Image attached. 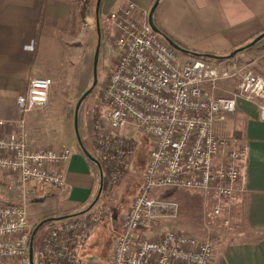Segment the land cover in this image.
I'll list each match as a JSON object with an SVG mask.
<instances>
[{
	"label": "built area",
	"instance_id": "1",
	"mask_svg": "<svg viewBox=\"0 0 264 264\" xmlns=\"http://www.w3.org/2000/svg\"><path fill=\"white\" fill-rule=\"evenodd\" d=\"M107 21L115 58L101 92L107 121L94 125V142L105 160L113 162L111 181L117 179L119 165L111 154L126 141L119 133L122 128L138 129L150 144L142 185L121 217L108 264H216L208 239L173 229L155 232L156 223L177 216L179 205L153 194L177 187L212 192L220 199L242 189L248 148L238 137L218 134L215 122L235 112L239 99L254 103L264 122V75L236 61H182L180 52L152 30L147 16H136L131 1L108 12ZM227 80L234 82L235 91L216 96ZM51 83L49 77L29 79L26 92L16 100L22 115L45 110ZM4 126L17 129L0 134L5 183L21 192L30 183L62 188L65 177L57 166L67 162L77 146L54 149L40 144V136L29 135L24 116L0 119ZM92 209L48 228L33 264H98L80 253L96 222ZM33 229L24 203L0 201V264H31Z\"/></svg>",
	"mask_w": 264,
	"mask_h": 264
},
{
	"label": "crops",
	"instance_id": "2",
	"mask_svg": "<svg viewBox=\"0 0 264 264\" xmlns=\"http://www.w3.org/2000/svg\"><path fill=\"white\" fill-rule=\"evenodd\" d=\"M126 1L135 3L136 16L142 19L155 0H101L99 14L107 20V13ZM81 2L0 0V119L19 120L24 116L25 128L41 137L40 144L54 149L78 148L67 162L57 166L65 177L62 188L30 183L24 192L14 189L7 197L5 202L24 203L32 226L46 220L51 223L50 228L63 220L61 216L83 211L91 205L100 187L101 170L78 147L74 118L71 122L66 108L55 110L49 106L46 112L33 110L22 115L16 103L18 95L26 92L31 77H49L53 82L65 78L74 60L75 34L81 31ZM153 22L190 52L225 55L264 31V0H159ZM30 42L32 48L27 47ZM88 48L83 55L80 53L82 81L89 77ZM246 49L252 59L246 62L238 58L237 63L253 65L264 75V37ZM246 49L239 51L240 55L249 53ZM226 92L224 96L230 94L228 89ZM16 130L4 126L0 127V134ZM215 131L238 137L248 148V158L241 168L242 189L232 195L243 206L241 232L245 238L226 243L215 255V262L264 264V122L259 120L254 103L239 99L235 112L215 122Z\"/></svg>",
	"mask_w": 264,
	"mask_h": 264
},
{
	"label": "rangeland",
	"instance_id": "3",
	"mask_svg": "<svg viewBox=\"0 0 264 264\" xmlns=\"http://www.w3.org/2000/svg\"><path fill=\"white\" fill-rule=\"evenodd\" d=\"M81 1L80 11L81 14L84 11L85 15L82 17L81 31L79 34L76 33L74 38V60L68 66V72L63 80L53 82L51 79L52 83L48 93L47 106L43 111L46 112L50 109L49 106H53L55 110H63L64 107L68 110V118L71 119V122L74 118V110L78 98L94 82L93 55L97 44V34L95 32L96 0ZM98 22L100 27V44L96 66L97 80L79 106L77 130L83 146L100 163V161H108L104 160L105 156L95 145L94 125L104 124L107 121L105 119L107 108H105L101 101V92L107 78V70L115 57L112 48L113 38L110 34V27L106 17L99 14ZM258 34L253 36V38ZM87 47L91 49L89 77H87L86 81H82L83 75L79 76V69L81 68L80 53L83 55L84 49ZM245 51L249 50L246 49ZM249 54L250 51L249 53L244 52V55H240V52H238L237 57L230 58L228 62L236 61L237 63L238 58L250 62L252 56ZM180 59L187 61L188 59H197V57L191 53L180 52ZM199 59L212 64L218 62L208 57ZM247 66L255 69L252 67L253 65ZM224 84L225 82L220 84L222 87H219L222 89L218 95L216 92V96L227 94V89L230 91L229 93L235 91L233 81ZM119 133L125 135L126 141L120 151L111 154L116 156L119 161L117 169L118 177L113 182L111 181L110 174L104 175L102 173L101 192L92 209V212L96 214V222L92 227L88 240L80 248V253L83 257L93 260V262H97L98 264H108V258L115 244L121 217L130 204L131 199L142 185V175L147 154L150 150L148 139L138 129L124 127ZM29 135L32 136L30 133ZM112 164L113 162H110L108 165L112 167ZM14 189L5 183V175H3V171H0V201H8L7 197L15 191ZM153 195L159 199L176 201L179 205L177 216L162 219V221L154 225L156 233L166 229H173L192 234L197 238L208 239L213 245L214 258L226 243L245 238L244 233L241 232L244 231L243 206L239 204L240 202L237 203V200H233L232 196L219 199L212 192L205 193L195 189L177 187L162 188L155 191ZM215 208H219L218 213L214 212ZM50 224L49 221L43 222L35 232L33 254L36 253L39 240L46 233Z\"/></svg>",
	"mask_w": 264,
	"mask_h": 264
},
{
	"label": "water",
	"instance_id": "4",
	"mask_svg": "<svg viewBox=\"0 0 264 264\" xmlns=\"http://www.w3.org/2000/svg\"><path fill=\"white\" fill-rule=\"evenodd\" d=\"M100 2L101 0H96V4H95V25H96V34H97V44L95 47V51H94V56H93V75H94V82L92 84V86L96 83V66H97V62H98V55H99V44H100V27H99V22H98V15H99V7H100ZM159 0H155L152 4V6L150 7L149 11H148V15H147V20L149 25L151 26L152 30L161 35V31L157 28V26L154 24L153 22V13L155 11V8L158 4ZM162 36V35H161ZM173 48H175L177 51L182 52V53H191L194 56H198V54L201 53H196V52H190L186 49H184L183 47H181L180 45H178L177 43H175L173 40H171L169 37H164L162 36ZM264 37V31L261 32L260 34H258L256 37H254L249 43H247L244 48H248L253 46L254 44H256L258 41H260L262 38ZM242 50V47L237 48L235 50H232L227 57H233L235 56L239 51ZM205 57L208 58H215L218 57L217 55L214 54H201ZM91 88L87 89L77 100L76 105H75V110H74V130H75V134H76V139H77V144L79 146V148L83 151V153L92 161H94L95 163H97V165H99L98 161L90 154V152L83 146L82 142L80 141V137L78 134V130H77V113L79 110V106L82 102V100L87 96V94L89 93ZM101 188H102V172H101V179H100V187L98 189V192L96 194V197L94 198L93 202L91 203L90 206H92L96 200L99 198V194L101 192ZM68 215L65 216H61L60 219H65L67 218ZM50 219H55V218H50ZM42 224V221L37 224L32 232V238L35 234V232L37 231L39 225ZM32 238L30 241V260H31V264H33V244H32Z\"/></svg>",
	"mask_w": 264,
	"mask_h": 264
},
{
	"label": "trees",
	"instance_id": "5",
	"mask_svg": "<svg viewBox=\"0 0 264 264\" xmlns=\"http://www.w3.org/2000/svg\"><path fill=\"white\" fill-rule=\"evenodd\" d=\"M85 15V12L83 11V13H82V17ZM158 28V27H157ZM159 29V28H158ZM160 30V29H159ZM161 31V30H160ZM161 35L162 36H164V37H168V36H166L162 31H161ZM252 40V39H251ZM250 40V41H251ZM250 41H248L247 43H249ZM247 43H245L243 46H241L242 47V50H244L245 48H244V46L247 44ZM182 47V46H181ZM241 50V51H242ZM229 54V53H228ZM228 54H225V55H217L218 57H215V58H212V59H214V60H216V62L217 61H221V60H224V59H227V58H232V57H227V55ZM197 58H205V56H203V55H201V54H198V56H196ZM92 87V85H90L87 89H89V88H91ZM83 101V100H82ZM104 160H105V158H104ZM102 162V163H101ZM99 167H100V170L102 171V173L105 175V174H109V165L107 164V162H104V161H100V163H99ZM12 189H14V188H12ZM90 207H92V206H89L88 208H86V209H84L83 211H81V212H79V213H76V214H73V215H68V217H71V216H75V215H79V214H82V213H85ZM46 220H43L42 221V223L43 222H45ZM33 245H34V238H33ZM33 258H34V260H35V262H36V256L34 255L33 256Z\"/></svg>",
	"mask_w": 264,
	"mask_h": 264
}]
</instances>
